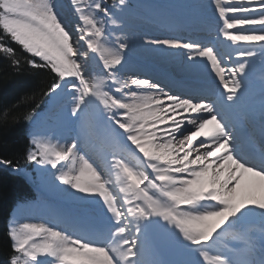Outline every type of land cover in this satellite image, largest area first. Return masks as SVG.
I'll return each mask as SVG.
<instances>
[{"label": "snow or ice", "instance_id": "1", "mask_svg": "<svg viewBox=\"0 0 264 264\" xmlns=\"http://www.w3.org/2000/svg\"><path fill=\"white\" fill-rule=\"evenodd\" d=\"M70 5L75 23L61 0H0V54L19 70L6 40L19 45L29 67L54 74L53 105L70 99L56 128L36 109L24 117L25 159L77 202L54 221L11 216L8 264H264V111L258 136L253 115H235L251 61L264 57V0H212L207 43L143 40L214 73L224 91L199 97L125 77L131 45L114 9L127 0ZM160 228L186 259L157 258Z\"/></svg>", "mask_w": 264, "mask_h": 264}, {"label": "trees", "instance_id": "2", "mask_svg": "<svg viewBox=\"0 0 264 264\" xmlns=\"http://www.w3.org/2000/svg\"><path fill=\"white\" fill-rule=\"evenodd\" d=\"M21 59L16 70L11 59L0 54V157L11 159L19 167L29 166L25 159L29 147L27 132L29 124L24 117L36 109L40 111L47 96L44 93L54 82L55 76L47 69H33L26 63L29 54L19 45L6 40ZM8 111L5 121L4 112ZM32 194L23 177L12 174L0 166V264H8L10 241L7 237V219L14 204Z\"/></svg>", "mask_w": 264, "mask_h": 264}, {"label": "bare ground", "instance_id": "3", "mask_svg": "<svg viewBox=\"0 0 264 264\" xmlns=\"http://www.w3.org/2000/svg\"><path fill=\"white\" fill-rule=\"evenodd\" d=\"M143 1H147L148 3L149 2H153V3H149V5L147 3L148 7H144V5H142V6L139 5V3H145ZM186 1L187 0H176L175 3H171L173 5L170 4V7H166L163 5L164 1H161V0H137L138 5L140 7L130 8V10H131L130 14L132 16L134 14L136 17L141 18V19L147 18L148 20H154L155 22L161 23L165 27L164 30H160V33L159 32L157 33L154 31L155 29L154 30L150 29V27L147 26L146 29L147 30L150 29L149 32L152 35H161L162 34L161 36H169V37L177 36L178 38H189L191 33L189 35H186V34L182 33V31H181V27L188 30V31L191 30L189 20L194 23V24H191L192 27L194 26L195 28H198V27L202 26L203 28H205V29H203L205 31H206L205 26H207L208 28L216 29L217 20L215 18V12L213 10V6H211L210 10L207 11V13H205L208 15L207 18L188 17L187 18L188 21H184L183 18L179 17L178 14L181 12L179 9V6H181V3H184ZM198 1H200V0H198ZM61 3L64 5L65 11L68 14L69 18L72 19L73 22L75 23L76 22L75 18L73 16V14L70 13V8H68L69 5H67V3L65 4L64 0H61ZM203 5L204 4L198 5L197 10H199V11L203 10L202 9ZM195 6H194V9H196ZM129 18H131V19H129ZM129 18L125 19L127 26L132 25L131 27L133 29L141 27L142 25L145 26V23L143 22V20H139V19L135 20L134 16L129 17ZM205 19H207V20H205ZM177 23L182 24L181 27L178 26ZM187 24H189V25H187ZM126 29H129V28H126ZM197 30H201V29H197ZM128 34H129L128 35L129 36V42L136 38V37H133L134 34H131L130 32H128ZM201 34L199 35V37L204 38L205 35H203V34H205V33H201ZM143 38L147 39L146 37H142V39H141L142 43L144 40ZM133 41H131V42L133 43ZM137 41H138V39H137ZM138 42H137V44H138ZM135 45L136 44L131 45L132 50L135 49V48H133ZM142 45L144 47L145 44L143 43ZM148 47H150V48L147 49ZM145 48L146 49H144V48L143 49L146 52L144 50L141 51L140 48L139 49L141 52L145 53L146 55L148 54V52H149V54L150 53H156V52L164 53L167 50V49L156 48L154 46H146ZM136 49H138V46ZM170 50H173V49H170ZM130 52H131V50H130ZM127 56H128L129 62L125 65V68L123 69L126 78H127V76H130L133 74L139 76L140 78H143L142 74H144L146 76L154 78L155 80H161V81H163V83H164V80H166V81L169 80L167 78H162V76L160 75L162 73H160L159 70H155L156 72H153L154 70L152 71V68H150L151 66L148 65L149 66L148 67L146 65V62L145 63L142 61L137 62L136 60H134L136 58H133L132 55H130L129 53H127ZM155 58H156V56H155ZM158 63L165 66V62L161 59H159ZM174 64H176V63H174ZM157 66H158V64H157ZM164 66H159V67L164 68ZM193 66L198 69V71H199L198 74L200 73L201 76H204L205 79L208 77L209 78L215 77L214 73H212L211 70L209 68H207L206 66H201L199 64L193 65ZM188 71L192 72L191 69H188ZM129 73H130V75H128ZM187 74H190V73H187ZM215 78H214V80H215ZM166 81H165L166 84L165 83L164 84L168 86L169 90H171L170 89V88H172L171 84H174L175 82L171 80L172 83H168ZM214 83H217L218 86H220L218 78H216V81ZM218 86L214 88V91L216 93L223 92L224 91L223 87L218 88ZM188 89H193V90L203 89L205 91H208V86H206L204 84H200V81L199 80L197 81V79H196L195 82L190 81V84L188 85ZM263 89H264V83L256 91L261 92ZM189 93L190 94H198V93H191V92H189ZM252 94H256V92H253ZM49 102L51 104L50 109L47 110L46 112H44L42 115H44L47 119H49L51 121L53 127L56 128L59 125L58 117H59L60 108H61V106H65V105L70 106V99L69 98L62 99L61 101H59V104L56 106L53 105L52 101H49ZM260 110L261 109H258V113L261 112ZM258 127L259 128L257 131L259 132L260 126L258 125ZM65 134L69 137H72L75 135V132L70 131V132H66ZM22 172L25 176H28V178L30 179L31 175H30V172L28 170L23 169ZM37 186L40 188V192L42 193L41 199H43L44 197L47 198V196H55V197L60 198V202L55 203V204L48 202V204L45 206V208H39L37 206V204H34V205H32V204H19L15 208V210L13 211L12 216L16 215V216H19L23 219L32 220L33 222H39V221H43V220L54 221L59 215L72 212V209H70V211H69L66 208H63L64 207L63 205H65L64 202L67 203V201H70L71 199L67 195L63 194V191H61V189H63V188L61 187V185H59V182L48 181V178H47V180L42 179V183L40 185H37ZM154 235H155L157 241L159 242V248H160L159 252H161V255L163 256V260H171L173 257V254H174L173 244L168 242L164 229H162V228L156 229L154 231Z\"/></svg>", "mask_w": 264, "mask_h": 264}, {"label": "rangeland", "instance_id": "4", "mask_svg": "<svg viewBox=\"0 0 264 264\" xmlns=\"http://www.w3.org/2000/svg\"><path fill=\"white\" fill-rule=\"evenodd\" d=\"M161 1H164L163 3V5L164 6H166V7H170V4H171V2L173 1V0H161ZM189 1H194V0H187L186 2H184L185 4H188L189 3ZM210 2H212V0H209ZM143 2H145V3H139V5H144V7H148L147 6V1H143ZM170 2V3H169ZM64 3L66 4L67 3V5H69L68 6V8H70V13L72 14V11H71V5H70V0H64ZM127 3L129 4V7L128 8H126L125 10H124V12L123 13H121L120 11H119V9L117 8V9H114V11H116V13H117V15H119V16H121L124 20L126 19V18H129V17H133L134 16V19L136 20V19H139V20H143V22L145 23V26H141V27H138V28H136V29H133L131 26H127V28H129V29H126V32L128 31V32H130L131 34H134L133 35V37H136L137 39H138V41H137V39L135 38V39H133V40H131V41H133V43L131 42L130 43V45H133V44H136L133 48H137V46H138V49H131L130 48V50H131V52H130V50L128 51V53L130 54V55H132V57L133 58H136V59H134V60H136L137 62H146V65L148 66V65H150L151 67L150 68H152V66H157V64H158V66H164V65H161L160 63H158V61H159V59H161V60H163L164 62H165V68H168V69H172L173 71H175V73L176 74H178L181 78H183L182 76L183 75H185V76H190V78H195V77H197V78H201V77H203L204 78V76H201V74L199 73L198 74V69L196 68V67H194L193 66V64H192V62H190V61H187V59H186V54L182 51V50H175V49H173V50H170V49H167L164 53H158V52H156V53H150L149 54V52H148V56L145 54V53H143V52H141L142 50H144V49H146L145 47V45H144V47H143V43H142V41H141V39H142V37H146L147 39L148 38H159L160 36L159 35H152L150 32H149V30L150 29H155L154 31L155 32H159L160 33V30H163V28L162 27H164L161 23H159V22H157V23H151V21H153V22H155L154 20H148L147 18L145 19V18H143V19H141V18H138V17H136L134 14H133V16L130 14V12H131V10H130V8H136V7H140L139 5H138V2H137V0H127ZM149 3H153V2H149ZM149 3H148V5H149ZM173 3H175V2H173ZM184 3H181V5L182 4H184ZM168 4V5H167ZM171 5H173V4H171ZM175 5V4H174ZM194 4H189V6H193ZM192 9H194V8H192ZM191 9V10H192ZM179 17H181L180 15H179ZM182 18V17H181ZM129 19H131V18H129ZM205 20H207V19H205ZM189 23H190V27H192L191 26V24H194L192 21H190L189 20ZM162 27H161V26ZM187 25H189V24H187ZM147 26H149L150 27V29L149 30H147L146 28H147ZM202 27V26H201ZM199 28V27H198ZM203 28V27H202ZM202 28H200V29H202ZM157 30V31H156ZM159 30V31H158ZM128 32H127V34H128ZM136 33V34H135ZM183 33V32H182ZM184 34H186V33H184ZM129 35V34H128ZM164 37V36H163ZM168 37V36H167ZM144 39V38H143ZM161 39H164V38H161ZM137 42H138V44H137ZM140 45V46H139ZM144 49H143V48ZM141 49V51H140V49ZM150 47H148L147 49H149ZM137 51V52H136ZM139 51V52H138ZM145 51V50H144ZM173 51V52H172ZM146 52V51H145ZM168 53V54H167ZM136 55V56H135ZM135 56V57H134ZM146 56V57H145ZM155 56H156V58H155ZM158 57V58H157ZM258 57H261V56H259L258 55ZM142 58V59H141ZM164 58V59H163ZM169 58V59H168ZM141 59V60H140ZM176 59V60H175ZM260 59V65H261V67H264V57H261V58H259ZM151 61V62H150ZM177 61V62H176ZM186 61V62H185ZM167 62V63H166ZM174 63H176V64H174ZM167 64V65H166ZM186 65V66H185ZM149 67V66H148ZM190 67V68H189ZM164 68V69H165ZM179 69V70H178ZM188 69H191L192 70V72H189L188 71ZM154 70V71H153ZM172 70H170V71H172ZM152 71L153 72H156L155 71V69H152ZM185 71V72H184ZM180 72V73H179ZM183 72V73H182ZM187 73H190V74H187ZM192 76V77H191ZM209 78V77H208ZM209 79H211V78H209ZM263 91H264V89H263ZM254 92H256V94L259 92V91H254ZM50 103V102H49ZM50 107H51V104H50ZM33 170H35V172L34 173H32L33 174V180H34V182H36V183H42V178H41V176L39 175V170H38V168H37V166L34 164V169ZM39 177H40V179H39ZM31 180V179H30ZM48 181H52L51 180V178L49 177L48 178ZM55 182H58V181H55ZM39 184V185H40ZM61 187L62 188H64L65 186H63V185H61ZM63 194L64 195H66L64 192H63ZM62 194V195H63ZM67 203H72V204H70V209H74V208H76L77 207V202H75V201H73V200H70V201H67ZM39 204H40V207H43V206H45L46 205V203H45V201H40L39 202ZM72 207V208H71ZM161 223H163V222H161ZM160 253V255H161V252H159ZM187 257L182 253V252H179V253H176V254H173V257H172V259L171 260H168V261H180V260H184V259H186ZM160 259H162L163 260V256L161 255V258Z\"/></svg>", "mask_w": 264, "mask_h": 264}]
</instances>
